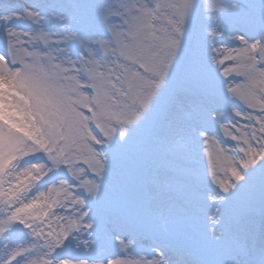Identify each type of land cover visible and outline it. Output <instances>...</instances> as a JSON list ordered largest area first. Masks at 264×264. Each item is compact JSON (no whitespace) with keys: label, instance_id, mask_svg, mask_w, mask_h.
<instances>
[{"label":"snow or ice","instance_id":"snow-or-ice-1","mask_svg":"<svg viewBox=\"0 0 264 264\" xmlns=\"http://www.w3.org/2000/svg\"><path fill=\"white\" fill-rule=\"evenodd\" d=\"M0 264H264V0H0Z\"/></svg>","mask_w":264,"mask_h":264}]
</instances>
